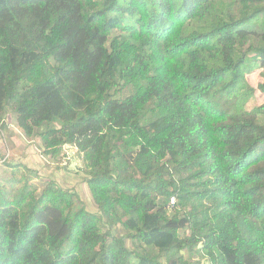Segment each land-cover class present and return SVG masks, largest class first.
I'll use <instances>...</instances> for the list:
<instances>
[{
  "label": "trees",
  "instance_id": "trees-1",
  "mask_svg": "<svg viewBox=\"0 0 264 264\" xmlns=\"http://www.w3.org/2000/svg\"><path fill=\"white\" fill-rule=\"evenodd\" d=\"M259 68L264 0H0V136L75 145L98 208L0 175V264H264Z\"/></svg>",
  "mask_w": 264,
  "mask_h": 264
},
{
  "label": "rangeland",
  "instance_id": "rangeland-1",
  "mask_svg": "<svg viewBox=\"0 0 264 264\" xmlns=\"http://www.w3.org/2000/svg\"><path fill=\"white\" fill-rule=\"evenodd\" d=\"M263 69H256L248 73L247 78L250 84L257 87L264 81L262 77ZM264 103V93L256 91L255 96L247 101L246 108L252 110ZM5 121L9 129L3 131L0 136V175H10L12 170L27 172L31 168L28 178L31 183L37 187L40 193L47 182L54 180L65 189L77 193L91 211H98L93 200L89 187L86 183V174L84 160L77 155L78 148L75 145L66 146L62 152L67 151L68 158H53L44 153L43 142L37 137H28L16 122V116L13 113L6 115ZM7 157V162L15 164L17 167H6L3 162ZM70 159V163L67 161ZM6 169H9L5 172ZM6 173V174H5ZM19 175V174H18ZM208 261V259H205Z\"/></svg>",
  "mask_w": 264,
  "mask_h": 264
},
{
  "label": "built area",
  "instance_id": "built-area-1",
  "mask_svg": "<svg viewBox=\"0 0 264 264\" xmlns=\"http://www.w3.org/2000/svg\"><path fill=\"white\" fill-rule=\"evenodd\" d=\"M0 131H1V129H0ZM67 146H72V145H67ZM5 160H7V157L4 158L3 162H4ZM173 202H174V201H173Z\"/></svg>",
  "mask_w": 264,
  "mask_h": 264
}]
</instances>
